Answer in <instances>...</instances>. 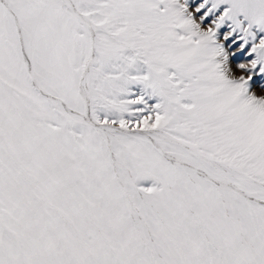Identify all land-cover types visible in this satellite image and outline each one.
<instances>
[{
	"label": "snow or ice",
	"instance_id": "obj_1",
	"mask_svg": "<svg viewBox=\"0 0 264 264\" xmlns=\"http://www.w3.org/2000/svg\"><path fill=\"white\" fill-rule=\"evenodd\" d=\"M0 264H264V0H0Z\"/></svg>",
	"mask_w": 264,
	"mask_h": 264
}]
</instances>
